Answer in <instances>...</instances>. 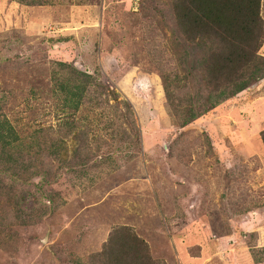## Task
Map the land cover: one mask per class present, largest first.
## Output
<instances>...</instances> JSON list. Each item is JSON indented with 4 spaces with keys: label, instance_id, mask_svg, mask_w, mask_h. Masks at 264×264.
I'll use <instances>...</instances> for the list:
<instances>
[{
    "label": "rangeland",
    "instance_id": "obj_1",
    "mask_svg": "<svg viewBox=\"0 0 264 264\" xmlns=\"http://www.w3.org/2000/svg\"><path fill=\"white\" fill-rule=\"evenodd\" d=\"M49 2L0 0V118L21 137L0 147V264H89L118 230L154 264H264V77L181 126L211 86L172 0ZM82 82L74 110L59 87Z\"/></svg>",
    "mask_w": 264,
    "mask_h": 264
},
{
    "label": "trees",
    "instance_id": "obj_2",
    "mask_svg": "<svg viewBox=\"0 0 264 264\" xmlns=\"http://www.w3.org/2000/svg\"><path fill=\"white\" fill-rule=\"evenodd\" d=\"M15 1L28 5L51 4L49 0ZM260 7L261 0H172L178 36L204 50L202 63L195 66L194 77L201 84L211 86L201 105H190L181 114V126L204 114L205 108H214L264 77V57L258 53L264 41ZM83 74L90 80L93 78ZM162 77L166 95L174 81L181 82L183 87L191 78L178 71L172 75L164 73ZM59 88L70 95L68 106L72 105L74 110L79 107L82 94L89 91L83 82L78 86L62 85ZM260 138L264 145V129L260 131ZM20 141L21 137L8 119L0 118V147L10 149ZM127 238L122 231L113 232L101 250L90 255L89 264H154L142 240L133 247L131 241L125 244Z\"/></svg>",
    "mask_w": 264,
    "mask_h": 264
}]
</instances>
